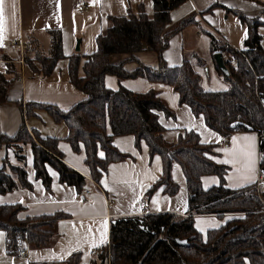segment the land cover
I'll use <instances>...</instances> for the list:
<instances>
[{
    "label": "trees",
    "instance_id": "1",
    "mask_svg": "<svg viewBox=\"0 0 264 264\" xmlns=\"http://www.w3.org/2000/svg\"><path fill=\"white\" fill-rule=\"evenodd\" d=\"M151 1L152 15L146 14L140 3L135 11L128 9L123 15H110L108 26L95 37L93 52L81 54L76 51L67 55L68 81L84 93L83 100L66 110L45 102L26 101L22 105L18 101L22 121L11 136L0 134V147L10 148L16 160L11 164L7 158L2 159L0 193L13 191L18 186L31 188L25 172L26 147L31 151L34 176L47 190L50 187L47 167L57 172L59 182L74 186L78 194L87 189L88 182L98 189L107 164L127 156L112 145L111 139L114 135L130 133L136 146L143 140L148 154L160 156L161 173L144 195L148 197L161 185L163 193L175 194L178 186L170 176V167L175 161L186 182V212H146L112 218L108 224L107 244L92 264H242L245 258L249 264H264V189L259 190L256 182L233 189L225 187L226 166L207 156V153H213L212 145L201 144L191 130L180 134L173 143L162 139L163 127L157 121V112L162 111L166 116L173 113L153 90L136 93L121 85L111 90L103 82V77L108 74L118 80L143 76L165 83L178 94L180 104L187 105L195 116H202L207 127L222 137H229L235 130H247L242 125L230 126L232 121L247 124L248 130L258 136L257 165L260 170L264 167V47L259 44L257 28L264 22L234 10L246 27L241 51L225 47L215 32L204 30L209 36L211 52L227 56L222 60L226 74L216 66L227 87L210 91L202 88L198 72L187 60L169 66L162 57L171 35L195 22L190 14L171 24L170 10L184 0ZM47 32L50 44L46 52H40L31 42L22 53L23 63L41 76L48 75L56 61L64 57L60 31L52 28ZM141 50L156 54V67L138 62L135 55ZM113 54L125 57L119 62H110ZM0 58L4 64L0 71L2 103L7 101L10 83L21 70L17 52L15 57L3 54ZM230 58L234 64L229 62ZM128 61L136 62V67L125 69L123 65ZM34 62L39 63V68ZM197 63L201 64L200 58ZM40 109L54 122L64 123L67 127L64 139L74 151L82 143L89 180L64 162L57 137L42 136L36 129L26 127L25 119L36 115L35 111ZM100 149L103 156L97 154ZM203 174H215L220 182L203 189L200 181ZM23 207L22 203L0 204V230L5 235L6 250L11 254H16L18 240H24L27 246L34 248L53 243L58 237L55 223L59 218L67 217L58 211L20 219L16 213ZM224 213L238 215L219 228L208 229L204 239L193 226L194 215L219 216ZM176 237L187 240V244H178L174 241ZM79 260V252L74 251L65 264H78ZM29 264L53 263L31 261Z\"/></svg>",
    "mask_w": 264,
    "mask_h": 264
},
{
    "label": "crops",
    "instance_id": "2",
    "mask_svg": "<svg viewBox=\"0 0 264 264\" xmlns=\"http://www.w3.org/2000/svg\"><path fill=\"white\" fill-rule=\"evenodd\" d=\"M139 3L146 14L152 15L151 0H3L0 55L16 56L17 51L10 46L11 39H24L27 47L32 42L34 46L36 44L37 50L46 52L50 44L47 31L55 28L60 31L61 52L64 57L56 61L53 70L46 76L33 72L25 64L20 68L18 77L10 83L7 101L0 103V134L11 136L22 121L18 101L21 104L26 101L45 102L66 110L83 100L84 93L68 81L67 55L76 51L81 54L93 52L96 46L95 37L108 26V16L123 15L128 9L135 11ZM208 8L210 10L206 11ZM234 10L248 18H259L264 22V0H184L171 9V24L190 14L195 22L171 35L162 53L165 63L169 66L178 65L187 60L198 72L203 89H225L213 90L202 85L203 78L208 77L210 71L221 76L217 73L214 53L209 49V36L204 30L215 32L225 47L241 51L247 34L246 27ZM257 30L260 33L259 44L264 47V25L258 26ZM135 56L140 64L156 67L154 52L141 50ZM221 56L222 60L227 58L224 53ZM124 57L125 55L111 56L110 60L119 62ZM198 58L201 59V64L197 63ZM136 64L128 61L123 67L132 70ZM36 66L39 68V64ZM3 69L4 64L0 58V71ZM103 82L111 90L121 85L132 92L153 90L159 95L173 113L172 116H166L162 111L157 112V121L163 127L162 139L173 143L178 140L180 134L191 130L201 144L212 145L213 153H207V156L215 163L226 166L223 174L225 187L233 189L246 186L256 182L261 175L257 165L256 132L248 129L235 130L229 137H222L207 127L202 116H195L187 105L180 104L178 94L172 87L160 81H150L143 76L118 80L114 75L107 74L103 77ZM35 113L37 114L25 119L26 127L36 129L42 136L57 137V146L64 162L89 180L82 143H79V149L74 151L64 139L67 134L64 123L54 122L42 109L36 110ZM107 132L109 133V130ZM111 140L112 145L127 156L108 163L106 171L99 179L98 189L88 182L87 194L84 193L86 190L78 194L74 186L59 182L57 172L50 167H47L50 175V187L47 190L34 176L31 151L26 147L25 172L31 188L18 186L13 191L0 193V204L22 203L24 207L16 213L20 219L58 211L67 217L59 218L55 223L54 230L58 237L53 243L42 248L29 247L24 256L7 252L5 235L0 230V264H29L31 261L65 264L66 258L74 251L79 252L78 264H92V261L98 260V253L91 255L89 251L101 249L107 244L108 224L112 218L146 212H186V182L181 168L175 161L170 167L171 179L178 186L175 194L163 193L161 185L146 197L145 190L161 173L160 156L148 154L147 145L143 140L136 146L130 133L114 135ZM248 153H251V156ZM97 154L103 156L102 150H98ZM3 157L11 164L16 162L10 148L0 147V165ZM200 181L203 189L220 182L215 174H203ZM107 199L110 201L107 202ZM139 203H144L142 209ZM234 215L235 213L219 216L194 215L193 226L204 239L208 229L219 228ZM242 264L249 262L245 258Z\"/></svg>",
    "mask_w": 264,
    "mask_h": 264
},
{
    "label": "built area",
    "instance_id": "3",
    "mask_svg": "<svg viewBox=\"0 0 264 264\" xmlns=\"http://www.w3.org/2000/svg\"><path fill=\"white\" fill-rule=\"evenodd\" d=\"M9 41H10V46L13 47L17 51V54L19 55L17 62L20 64V68H21L24 65L22 53H23V50L26 48V40L11 39ZM229 62L234 64L233 58H230ZM22 105H24V103H22ZM256 185L259 190L264 189V175L263 174L258 177L256 181ZM87 192L88 190H86L84 193L87 194ZM109 201L110 199H107V202ZM139 207L142 209L144 207V203H139ZM15 246L17 247V252H16L17 256H24L27 252V249L29 248V246H27L24 240H18ZM100 251L101 249H93V250H90L89 253L91 255H95L97 253L99 254Z\"/></svg>",
    "mask_w": 264,
    "mask_h": 264
},
{
    "label": "rangeland",
    "instance_id": "4",
    "mask_svg": "<svg viewBox=\"0 0 264 264\" xmlns=\"http://www.w3.org/2000/svg\"><path fill=\"white\" fill-rule=\"evenodd\" d=\"M264 35V34H263ZM111 56H122V54H113ZM111 61V60H110ZM112 62V61H111ZM39 63L34 62V66L37 68V66ZM204 82H203V87H209L213 90L215 89H223L227 87V84L224 82L223 78L219 75L214 74L212 71L209 72L208 77L203 78ZM238 215V214H235Z\"/></svg>",
    "mask_w": 264,
    "mask_h": 264
},
{
    "label": "water",
    "instance_id": "5",
    "mask_svg": "<svg viewBox=\"0 0 264 264\" xmlns=\"http://www.w3.org/2000/svg\"><path fill=\"white\" fill-rule=\"evenodd\" d=\"M77 48V47H76ZM214 59H215V62H216V64H217V67L224 73V74H226L227 72H226V68H225V65H224V63H223V61H222V56H221V53H219V52H217V53H214ZM236 125H242V126H244L245 128H247V129H249L250 127L246 124H243L242 122H240V121H232L231 122V125L230 126H232V127H234V126H236ZM260 174L262 175H264V167H262V169H260ZM174 241H176L178 244H182V245H184V244H187V240H185V239H179V238H175L174 239Z\"/></svg>",
    "mask_w": 264,
    "mask_h": 264
},
{
    "label": "snow or ice",
    "instance_id": "6",
    "mask_svg": "<svg viewBox=\"0 0 264 264\" xmlns=\"http://www.w3.org/2000/svg\"><path fill=\"white\" fill-rule=\"evenodd\" d=\"M2 15H3V0H0V20H2ZM248 155L251 156V153H248Z\"/></svg>",
    "mask_w": 264,
    "mask_h": 264
}]
</instances>
